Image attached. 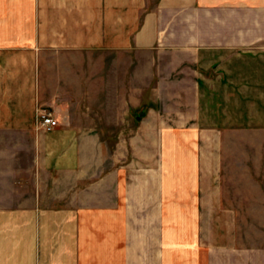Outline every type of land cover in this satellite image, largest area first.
<instances>
[{
  "label": "crops",
  "instance_id": "0c3cea01",
  "mask_svg": "<svg viewBox=\"0 0 264 264\" xmlns=\"http://www.w3.org/2000/svg\"><path fill=\"white\" fill-rule=\"evenodd\" d=\"M242 130L264 131V0H0V264H264L211 235L204 138Z\"/></svg>",
  "mask_w": 264,
  "mask_h": 264
},
{
  "label": "rangeland",
  "instance_id": "374dc122",
  "mask_svg": "<svg viewBox=\"0 0 264 264\" xmlns=\"http://www.w3.org/2000/svg\"><path fill=\"white\" fill-rule=\"evenodd\" d=\"M149 92L146 96H152ZM147 107V104L131 106V110L123 112V120L114 121L116 127L133 129ZM100 139L107 151L114 150L117 154L120 146H126L134 138ZM204 139L220 147L217 153L220 163L213 175L220 182L222 206L227 208L226 214L231 213L224 216L218 210L214 212L210 218L211 235L221 239L219 236L230 234L244 247H264V131H227Z\"/></svg>",
  "mask_w": 264,
  "mask_h": 264
},
{
  "label": "built area",
  "instance_id": "2783aa9c",
  "mask_svg": "<svg viewBox=\"0 0 264 264\" xmlns=\"http://www.w3.org/2000/svg\"><path fill=\"white\" fill-rule=\"evenodd\" d=\"M36 127L43 130H49L54 127L57 122L52 116V112L46 108H39L36 113Z\"/></svg>",
  "mask_w": 264,
  "mask_h": 264
}]
</instances>
